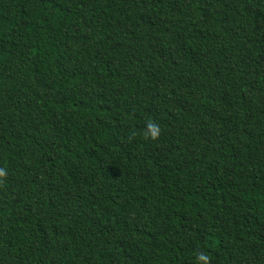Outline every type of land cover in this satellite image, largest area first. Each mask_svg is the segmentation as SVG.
<instances>
[{"label":"trees","instance_id":"16d2710c","mask_svg":"<svg viewBox=\"0 0 264 264\" xmlns=\"http://www.w3.org/2000/svg\"><path fill=\"white\" fill-rule=\"evenodd\" d=\"M0 169V264H264V0H0Z\"/></svg>","mask_w":264,"mask_h":264},{"label":"clouds","instance_id":"9594fccd","mask_svg":"<svg viewBox=\"0 0 264 264\" xmlns=\"http://www.w3.org/2000/svg\"><path fill=\"white\" fill-rule=\"evenodd\" d=\"M162 134V128L159 123L154 120L148 121L143 130V136L145 139L157 141ZM6 172L4 169H0V179H3ZM195 264H210V257L204 252H198L195 258Z\"/></svg>","mask_w":264,"mask_h":264}]
</instances>
